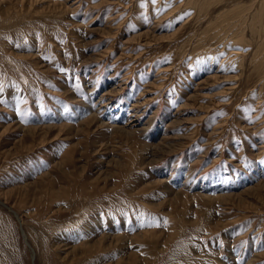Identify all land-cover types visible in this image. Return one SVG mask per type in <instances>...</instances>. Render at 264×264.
<instances>
[{"label": "rangeland", "instance_id": "obj_1", "mask_svg": "<svg viewBox=\"0 0 264 264\" xmlns=\"http://www.w3.org/2000/svg\"><path fill=\"white\" fill-rule=\"evenodd\" d=\"M0 264H264V0H0Z\"/></svg>", "mask_w": 264, "mask_h": 264}, {"label": "bare ground", "instance_id": "obj_2", "mask_svg": "<svg viewBox=\"0 0 264 264\" xmlns=\"http://www.w3.org/2000/svg\"><path fill=\"white\" fill-rule=\"evenodd\" d=\"M14 215H15V217L17 218V220H19L20 221V219L18 218V216L14 213V212H12ZM21 222V221H20Z\"/></svg>", "mask_w": 264, "mask_h": 264}]
</instances>
